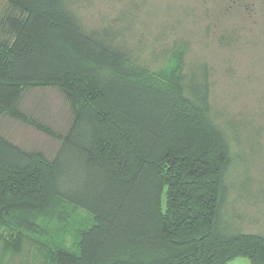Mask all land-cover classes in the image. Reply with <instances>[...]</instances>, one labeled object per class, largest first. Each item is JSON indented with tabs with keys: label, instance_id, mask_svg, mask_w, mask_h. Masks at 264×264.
<instances>
[{
	"label": "trees",
	"instance_id": "1",
	"mask_svg": "<svg viewBox=\"0 0 264 264\" xmlns=\"http://www.w3.org/2000/svg\"><path fill=\"white\" fill-rule=\"evenodd\" d=\"M7 1L19 13L0 39V112L52 135L40 106L18 104L55 88L72 118L50 158L0 135V224L83 211L73 245L52 243L41 264H264V234L224 221L230 170L260 131L220 120L206 63L185 69L175 49L152 69L111 28L87 29L72 0Z\"/></svg>",
	"mask_w": 264,
	"mask_h": 264
},
{
	"label": "rangeland",
	"instance_id": "2",
	"mask_svg": "<svg viewBox=\"0 0 264 264\" xmlns=\"http://www.w3.org/2000/svg\"><path fill=\"white\" fill-rule=\"evenodd\" d=\"M72 2L87 29L111 28L117 41L135 50L152 69L161 67L175 49L185 52V69L206 63L210 99L220 120L233 117L260 131V144H242L239 154L244 157L235 158L230 170L235 202L224 221L243 232L264 234V0ZM18 13L7 0H0V39L5 35L4 21ZM24 93L19 108L34 111L40 106L35 113L53 134L0 112V135L50 158L58 146L55 134L64 132L71 121V105L55 88H25ZM247 134L243 131L242 138ZM240 191V198L234 197ZM64 210L36 218L33 228L0 224V264H41L52 243L71 247L76 232L89 220L79 209ZM227 264L250 261L236 257Z\"/></svg>",
	"mask_w": 264,
	"mask_h": 264
}]
</instances>
